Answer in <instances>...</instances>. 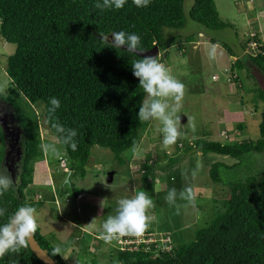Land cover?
<instances>
[{
  "label": "trees",
  "instance_id": "1",
  "mask_svg": "<svg viewBox=\"0 0 264 264\" xmlns=\"http://www.w3.org/2000/svg\"><path fill=\"white\" fill-rule=\"evenodd\" d=\"M98 0H0V34L15 44L6 60V73L10 85L5 89L7 101L20 125L23 135L22 154L19 161L18 181L3 196L0 207L7 209L0 224L21 205H31L36 210L43 200L28 197L26 189L33 181L34 161L42 155L38 145L43 142L39 122L12 97L17 89L29 103H42L49 130L48 101L52 96L60 100L55 119L67 128L76 129L78 147L72 151L65 147L69 182L74 194L80 191L71 177L86 173L91 146L108 147L120 163L122 152L137 142L143 126L138 119L140 103L145 97L139 80L133 75L131 62L143 58L126 48L115 49L100 39V33L124 31L141 37L140 49L158 45L159 60L169 55L168 47L178 38L179 48L191 36L169 34L164 28H180L186 17L205 27H233L232 22L219 16L215 0H193L187 15L184 0H150L147 7H136L126 0L122 9H97ZM257 41L254 52H245L246 59L236 57L229 69L242 67L248 59L264 73V46L258 34L248 36ZM221 44L229 53L233 50L223 40L210 38ZM243 45V44H242ZM233 81L238 82L233 76ZM264 100V91L259 89ZM243 128V123L236 124ZM1 131V130H0ZM205 131L193 142L177 144L173 154L164 152L166 161L159 170L173 167L194 151L229 155L236 161H213L209 167L212 181L227 185L229 196L222 199V207L204 226L198 228L189 243L176 245L173 240L163 245L159 237L145 246L120 249L113 245L109 264H264V163L256 153L264 152V109L259 121V136L241 141L217 140ZM4 136L0 135V163L4 155ZM142 180H146L153 166L142 164ZM145 233H151L145 230ZM153 233V232H152ZM35 238L40 248L58 264H70L62 254H52L54 245L41 232L38 225ZM147 245V244H146ZM45 264L29 246L19 253H8L0 264Z\"/></svg>",
  "mask_w": 264,
  "mask_h": 264
},
{
  "label": "rangeland",
  "instance_id": "2",
  "mask_svg": "<svg viewBox=\"0 0 264 264\" xmlns=\"http://www.w3.org/2000/svg\"><path fill=\"white\" fill-rule=\"evenodd\" d=\"M192 1L184 0L186 15ZM254 2L264 7V0ZM215 4L219 16L231 21L233 27H205L187 15L183 27L164 28L169 34L191 36L190 40L184 42L183 48H179L178 43L185 41V38H178L168 47V57L160 60L170 70L171 75L185 85L179 114V130L182 135L176 144L167 150L162 148L163 137L159 130V121L143 123L137 140L141 152L134 155L132 147L126 149L122 152L125 159L123 163L117 161L108 147L93 144L85 175L71 177V181L80 191L75 196L69 180L64 182L68 172L66 150L49 130L43 104L29 103L17 89H12L14 100L35 114L43 142H57L64 153L60 158L42 153L33 163L37 170L33 171V181L25 191L28 197H33L35 192L40 195L42 193L45 197L46 209H41L42 206L35 213L37 224L54 246L60 244L63 258L70 264L112 262L111 248L116 241L106 244L89 232L91 228H95L100 233L107 216L115 214L117 201L132 195L134 191H146L153 200L154 207L147 213L152 217L146 229L151 231L150 236L164 238L168 232L176 245L189 243L196 230L206 225L222 207V199L229 196V187L212 181L209 176V167L213 161L221 160L229 164L236 161L229 155L194 151L169 169L157 168L166 161L164 152L175 153L177 144L193 142L195 138L205 134V131L209 133V137L221 141H241L259 136V121L264 109V100L259 95V89L264 91V73L248 59L242 67L235 66L233 72L229 67L236 57L246 59L245 52L255 51L245 40L251 36V31L260 34L264 29V18L260 17L259 12L261 6L256 10L249 9L246 0H215ZM256 15L258 24L254 18ZM211 37L225 41L233 50L234 56L231 57L221 44L209 41ZM213 45L216 46V56L210 59L208 53ZM14 48L15 44L7 42L0 34V92L6 96L8 93L5 89L10 85L6 60ZM158 54L160 57L161 51ZM233 76L239 80L238 86L233 81ZM189 116L195 118V131L187 124ZM240 122L243 123L241 129L236 127ZM0 130L5 146L0 171L9 172L15 184L18 181L23 135L11 105L1 98ZM221 130L226 131V136L220 133ZM255 156L259 162L264 163V152L256 153ZM145 161L153 169L149 171L147 179L142 180V164ZM197 165L200 167L195 180L186 181L181 172L188 169L190 174ZM38 168L44 172H40ZM188 184L196 194L195 204L182 207L177 213L176 208L170 206L164 198L171 188L175 187L179 191ZM55 199L58 200V205L54 202ZM177 203L186 202L178 200ZM94 219L95 222L90 224ZM87 229L88 235L84 231Z\"/></svg>",
  "mask_w": 264,
  "mask_h": 264
},
{
  "label": "clouds",
  "instance_id": "3",
  "mask_svg": "<svg viewBox=\"0 0 264 264\" xmlns=\"http://www.w3.org/2000/svg\"><path fill=\"white\" fill-rule=\"evenodd\" d=\"M132 2L136 7H147L150 0H132ZM125 3L126 0H98L95 7L101 10H119L124 7ZM251 32V36L256 34L254 31ZM100 39L115 49L126 46L127 52L139 56L144 53L140 51L141 37L135 33L124 31L112 32L110 35L100 33ZM250 40L255 39L250 38ZM208 55L210 59L215 58V45L212 46ZM131 66L133 75L139 80V88L143 89L145 93V97L140 103L138 119L141 123L159 121L161 125L159 130L163 137L162 148L167 150L175 145L182 135L179 130L181 126L179 114L185 95V85L171 75L170 70L160 62L159 54L157 56L143 55V58L133 60ZM48 104L50 126L57 134L58 143L76 151L78 147L75 140L78 135L77 130L67 128L55 119V112L60 107V100L52 96L49 98ZM187 124L192 131H195L194 117H187ZM38 147L43 154L53 158H60L64 154L57 142H41ZM131 151L134 155H139L141 152L140 145L133 141ZM199 167L197 165V168L193 169L190 174L188 169L183 170L181 172L182 177L186 181L195 180ZM13 184L11 174L7 171H0V196L12 188ZM164 199L170 206H174L179 213L182 207L195 204L196 194L193 187L188 184L179 191L175 187L171 188ZM178 200L186 203L179 204L177 203ZM101 207L103 208V201H101ZM152 207H154L153 200L143 190L134 191L128 197L120 198L117 201L115 214L107 216L98 238L106 244H112L113 241L119 240L121 237L142 235L152 220V217L147 214ZM6 213L7 209L0 207V217H4ZM35 213L36 209L33 206L21 205L7 216L4 223L0 224V258L8 253H19L21 249L30 246L38 228ZM94 222L95 219L90 224ZM61 251L60 244H57L53 247L52 254H61ZM12 264H17V262L12 261Z\"/></svg>",
  "mask_w": 264,
  "mask_h": 264
},
{
  "label": "built area",
  "instance_id": "4",
  "mask_svg": "<svg viewBox=\"0 0 264 264\" xmlns=\"http://www.w3.org/2000/svg\"><path fill=\"white\" fill-rule=\"evenodd\" d=\"M251 34H253V32H251ZM248 43H249V45L252 48L257 46V44H258L255 40H250ZM220 133L223 136H226V131L221 130ZM156 239H157L156 237H154L152 235L150 236V233H145L144 232L142 235H139V236H125V237H121L119 240H116V244L119 246L120 249H133V248L137 249L140 246L141 247L145 246L146 249H148V243L153 242ZM159 240H160V243L157 246H161L166 241H170V233L166 232L165 233V237L162 238V236H160Z\"/></svg>",
  "mask_w": 264,
  "mask_h": 264
},
{
  "label": "water",
  "instance_id": "5",
  "mask_svg": "<svg viewBox=\"0 0 264 264\" xmlns=\"http://www.w3.org/2000/svg\"><path fill=\"white\" fill-rule=\"evenodd\" d=\"M124 48H126V46H122ZM141 52L144 53H138L141 54V56L143 55H151V56H157L158 52H159V48L157 44H154L152 48L147 49V50H141ZM70 170H68L65 181L67 182L69 180V174H70ZM30 247L33 250V252L45 263V264H58L56 260L52 259L50 256H48L42 248L39 247L37 240L35 238V236L33 237L32 241L30 242Z\"/></svg>",
  "mask_w": 264,
  "mask_h": 264
},
{
  "label": "crops",
  "instance_id": "6",
  "mask_svg": "<svg viewBox=\"0 0 264 264\" xmlns=\"http://www.w3.org/2000/svg\"><path fill=\"white\" fill-rule=\"evenodd\" d=\"M246 2L248 3L249 9L256 10L259 6H261L259 3L254 2V0H249V1L247 0ZM259 10H260L259 12L261 13L260 17H263V18H264V7L261 6V8H260ZM254 18H255V20H256V23L258 24V23H259V20H258L257 15H256V17H254ZM256 33H258V32H256ZM259 35H260V36H259ZM258 36L260 37V39H261V43H262V45L264 46V29H262L261 33L258 34ZM230 56L232 57V56H234V55H230ZM39 166H40V165H39ZM36 170H37V167L34 166V171H36ZM38 170H39V168H38ZM39 171H40V170H39ZM40 172H44V171H40ZM38 183H40V180H38ZM79 193H80V192H79ZM81 195H82V194H81ZM33 197L40 198L41 200H43V208H41V209H43V210L46 209V206H45V201H46V199H45V197H43L42 193H41V195H40L39 193L35 192V193L33 194ZM49 201H51V199H50ZM51 202H52V201H51ZM54 202L58 205V200H57V199H55ZM39 227H40V226H39ZM89 228H90V227H89ZM84 229H85V228H84ZM84 231H86V234L88 235L89 230L87 229V230H84ZM89 233H91L92 236H96V237L99 236V232H98L97 229H95V228H91V231H90Z\"/></svg>",
  "mask_w": 264,
  "mask_h": 264
}]
</instances>
